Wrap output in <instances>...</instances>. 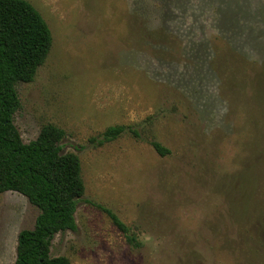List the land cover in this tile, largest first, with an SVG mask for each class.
Returning a JSON list of instances; mask_svg holds the SVG:
<instances>
[{
    "label": "rangeland",
    "instance_id": "obj_1",
    "mask_svg": "<svg viewBox=\"0 0 264 264\" xmlns=\"http://www.w3.org/2000/svg\"><path fill=\"white\" fill-rule=\"evenodd\" d=\"M28 1L53 41L34 80L16 85L14 123L25 142L48 123L64 129L61 152L80 157L85 183L77 227L54 235L51 255L264 264V0ZM116 124L129 128L99 143ZM39 212L0 193V264H15Z\"/></svg>",
    "mask_w": 264,
    "mask_h": 264
},
{
    "label": "trees",
    "instance_id": "obj_2",
    "mask_svg": "<svg viewBox=\"0 0 264 264\" xmlns=\"http://www.w3.org/2000/svg\"><path fill=\"white\" fill-rule=\"evenodd\" d=\"M52 41L48 23L30 1L0 0V193L17 191L40 210L34 227L19 232L15 264H72L65 255L52 256L51 244L57 232L76 229V207L85 192L80 157L61 152L64 129L48 123L34 140L25 142L14 123L20 106L16 85L34 80ZM127 127L108 126L99 143L118 138ZM151 144L162 156L170 152L159 141ZM93 204L112 219L130 244L140 245L111 208Z\"/></svg>",
    "mask_w": 264,
    "mask_h": 264
}]
</instances>
